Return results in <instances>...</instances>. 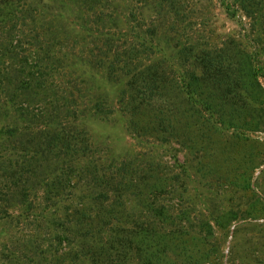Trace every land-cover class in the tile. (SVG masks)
I'll return each mask as SVG.
<instances>
[{
	"label": "trees",
	"instance_id": "trees-1",
	"mask_svg": "<svg viewBox=\"0 0 264 264\" xmlns=\"http://www.w3.org/2000/svg\"><path fill=\"white\" fill-rule=\"evenodd\" d=\"M111 1L0 0V144H13L2 156L8 164H16L7 166L14 171L10 177L16 176L17 183L27 182L29 175L44 177L42 195L47 201L62 196L63 183L69 187L72 179L80 180L84 190L78 201L72 205L69 200L49 212L50 223L59 227L58 243L69 247L66 256L72 261L220 264L213 254L215 228L225 230L238 222L240 212L230 210L203 219L182 206L172 210L159 204L158 199L172 191L152 163L134 172L128 162H121L111 173L110 164L91 156L87 131L68 127V118L73 120L81 106L94 110V115L105 113L112 98L89 70H104L110 81L118 69L127 77L118 87L117 103L128 117V130L157 142H176L206 160L208 151L212 157L219 149L214 139L227 131L241 141H250L247 132H264V87L258 80L264 72L256 66L255 56L233 39L192 56L198 62L197 71L177 68L173 73L174 63L138 65L139 53L128 49L129 43L124 42L122 51L113 49L114 35L121 33L127 19L114 11ZM220 1L229 16L242 11L253 18L260 11L261 0ZM73 35L85 41L91 38L88 57L80 53L69 60L71 53L63 52L62 42ZM25 45L27 55L19 52ZM189 50L179 51L183 62L191 55ZM176 63L184 67L180 60ZM78 73L80 79L90 78L85 88L77 85ZM64 74L77 79L70 85L57 80ZM65 86L78 95L67 92ZM82 91L89 97L80 104ZM258 153H250L249 161ZM205 165L208 171L202 177H221L208 173L216 171V164ZM234 183L229 185L252 190L248 178L241 186ZM27 193L15 192L13 198L26 213L33 210L26 202ZM64 197L69 198L67 193ZM22 211L18 217H30ZM263 213L264 202L256 197L244 216L257 219Z\"/></svg>",
	"mask_w": 264,
	"mask_h": 264
},
{
	"label": "rangeland",
	"instance_id": "rangeland-1",
	"mask_svg": "<svg viewBox=\"0 0 264 264\" xmlns=\"http://www.w3.org/2000/svg\"><path fill=\"white\" fill-rule=\"evenodd\" d=\"M111 3L114 11L127 19L126 25L122 24L121 33L116 32L114 35L113 49L122 51L125 49L124 42L129 43L128 49L132 47L139 53L136 59L138 65L162 62L168 66L174 63L173 73L178 69L197 71L198 62L192 56L221 47L228 39H233L255 56L256 66L264 72V0H261L260 11L253 18L246 17L242 11L229 16L220 0H112ZM122 34L127 37H122ZM90 40L85 41L73 35L62 42L61 48L63 52L71 53L69 60H72L73 55L80 57V53L88 57L93 48L87 45ZM71 46L73 50H70ZM186 47L190 48L191 55L183 62L185 57L179 51ZM21 48L23 50L19 52L27 55V45ZM177 60L184 67L179 68ZM89 72L92 75L96 73L94 76L97 77L99 87L112 98V105L105 107V113L101 115H94V110H83L81 106L73 120L68 118V127L75 126L87 131L93 147V159L110 164L111 173L115 172L121 162H128L134 172L152 163L156 172L167 179L172 191L169 195L161 196L158 203L172 210L182 206L192 216L203 219L209 214L230 210L240 212L238 222L225 230L215 228L217 246L213 254L215 258L219 257L220 264H264V216L257 219L244 216L254 198L259 197L264 202V132H247L250 141H241L234 137L232 131H227L214 139L219 147L215 154L210 157L212 152L208 151L209 158L206 156V160H202L199 155L189 152L176 142L162 143L131 133L127 128L128 117L117 103L118 87L127 77L118 69L110 81L104 70ZM75 79L64 74L57 80L67 81V85H70ZM81 79L78 73L77 85L85 88L84 82H90V78ZM258 80L264 87V77L259 76ZM65 90L78 95L69 86H65ZM81 93L80 104L89 97L86 91ZM88 113L93 118H89ZM0 145V264H88V261H72L66 256L69 247L65 242L59 245V227L51 224L49 217L53 207L57 209L59 204L67 205L69 200L72 201L68 204L72 205L78 201L84 190L80 180L72 179L69 187L63 183L62 196L56 195L47 201L42 195L46 189V179H35L29 175L26 177L27 182L23 180L17 183L16 176L11 178L14 171L7 169L10 164L2 157L13 144L2 142ZM252 152L259 153L250 162L248 158ZM207 162L210 167L213 164L217 166L216 171L212 169L213 172L208 173L221 177H202L208 171L205 165ZM15 165L13 161L10 166L14 168ZM253 167L257 168L250 171ZM55 173L59 175L60 171L56 170ZM247 178L251 191L229 185L235 182V185L241 186ZM20 191L29 192L26 202L33 206V210L28 213L22 211L13 199L15 192ZM66 193L69 198L64 197ZM61 198H65V202L59 203ZM21 211L30 217H18Z\"/></svg>",
	"mask_w": 264,
	"mask_h": 264
}]
</instances>
